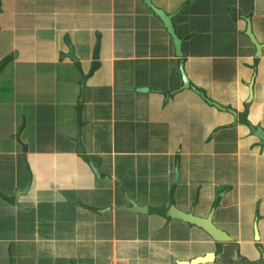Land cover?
Wrapping results in <instances>:
<instances>
[{
    "label": "crops",
    "instance_id": "obj_1",
    "mask_svg": "<svg viewBox=\"0 0 264 264\" xmlns=\"http://www.w3.org/2000/svg\"><path fill=\"white\" fill-rule=\"evenodd\" d=\"M151 2L0 0V264H264V0Z\"/></svg>",
    "mask_w": 264,
    "mask_h": 264
},
{
    "label": "water",
    "instance_id": "obj_2",
    "mask_svg": "<svg viewBox=\"0 0 264 264\" xmlns=\"http://www.w3.org/2000/svg\"><path fill=\"white\" fill-rule=\"evenodd\" d=\"M144 2L162 20V22L164 23L165 27L167 28L168 32L170 33V35L172 36V38L174 40L176 53L178 55H182V49H181L182 40L176 34V32L174 30V26H173L172 21H171L172 15H169L163 9L157 8L156 6H154L153 3L151 2V0H144ZM247 34L250 37V39L255 42V44H256V46L258 47V50H259L260 45L258 44L257 40L255 39V37H254V35H253L252 31H251L250 25L248 26ZM70 56H72V53H70ZM180 68H181V73H182V77H183V86L187 87V86H189V80H188V78L186 76L183 63H181ZM214 104L216 106L220 107L217 103H214ZM226 109L231 110L230 108H226ZM232 111H234V110H232ZM77 149L79 151L82 150V146L78 145ZM93 168H94V172L96 174V177H97V179L100 182L105 183V184H109L111 182V180H110V178L108 176H101L98 168H96L94 166H93ZM125 197L127 198L128 202L130 204V206L128 207L129 210H131L133 212H137V213H144V212L148 211V207L146 205H139L135 200H133L130 197H128V195L126 193H125ZM167 213L170 216L174 217V218L181 219V220H183L185 222L194 224V225L202 228L215 241H218V242H231L232 241V237L226 231L218 228L213 223L211 215H209L207 217H200V216L194 215L192 213L184 212V211L180 210L179 208H177L174 205H171L168 208ZM214 256L215 255H214L213 252H206L204 255L197 256V257H195V258H193L191 260H180L179 263L180 264L205 263V262L214 260Z\"/></svg>",
    "mask_w": 264,
    "mask_h": 264
},
{
    "label": "rangeland",
    "instance_id": "obj_3",
    "mask_svg": "<svg viewBox=\"0 0 264 264\" xmlns=\"http://www.w3.org/2000/svg\"><path fill=\"white\" fill-rule=\"evenodd\" d=\"M24 34L23 33H18L17 34V38L15 39V40H12V41H15L16 43H17V41H24L25 39H21V36H23ZM19 111H21V110H19ZM31 129H26V132H28V131H30ZM33 130V129H32Z\"/></svg>",
    "mask_w": 264,
    "mask_h": 264
},
{
    "label": "trees",
    "instance_id": "obj_4",
    "mask_svg": "<svg viewBox=\"0 0 264 264\" xmlns=\"http://www.w3.org/2000/svg\"><path fill=\"white\" fill-rule=\"evenodd\" d=\"M9 61V58H7V60L2 61L1 65H4L5 63H7Z\"/></svg>",
    "mask_w": 264,
    "mask_h": 264
}]
</instances>
